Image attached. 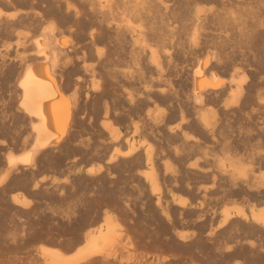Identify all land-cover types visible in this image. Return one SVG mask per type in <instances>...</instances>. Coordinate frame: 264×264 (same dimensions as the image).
Instances as JSON below:
<instances>
[{
  "label": "bare ground",
  "instance_id": "obj_1",
  "mask_svg": "<svg viewBox=\"0 0 264 264\" xmlns=\"http://www.w3.org/2000/svg\"><path fill=\"white\" fill-rule=\"evenodd\" d=\"M246 24L251 28L264 29V0H0V85L8 86L6 97L0 94V208L7 211L0 214V255L19 248L21 241L26 239V229L20 218L30 214L32 202L22 192L13 193L9 200L1 196L15 182H25L30 197L40 196L38 188L43 179L34 181L31 186L30 176L44 158L56 151H64L70 144L82 112L92 118V114L85 113L88 105L94 107L95 118L92 119L99 122V130L107 135L109 142L99 143L96 150L101 165L89 168L86 174L100 184L108 182L112 169H123L132 163L143 167L142 172L136 174L138 180L134 181L143 182L157 195L155 203L160 216H155V220L173 223L177 214L181 216L190 208V203L177 204L175 197L176 200L171 202L166 198L170 193L174 194L181 183L187 182V189L192 190L194 187L189 180L199 176L208 177L212 186L208 185L212 188L198 187V194L207 196L215 188L226 185L259 204L264 202L262 143H259L260 149L248 148L250 136L240 137L230 126H225L226 123L241 122L247 134L255 133L259 138H255L256 143L264 135V94L257 91V83H264V78L258 76L260 72L257 74L252 70L255 69V58L259 55L264 58V46L255 48V44L244 41L241 30L240 38H235L232 35L236 32L230 35V30L226 29ZM235 65H239L236 71ZM231 67L235 72L230 73L229 78H222L220 75ZM70 89L72 92L68 93ZM84 116H81L83 120ZM129 120L134 128L133 136L124 135L119 128V124ZM80 142L82 145L79 144L78 148L81 151L85 143ZM218 147L225 151V157H218L215 153ZM19 149H23V153L15 154ZM194 154H199L200 158L188 163ZM65 182V186L69 184ZM94 185L96 187L97 183ZM116 200L121 199L116 197ZM145 206L149 205L143 203L141 213H135L136 209L131 213L126 209L130 210V206L124 210L120 205L121 210L116 211L118 207L115 210L120 212L118 216L129 221V231L135 234L139 243L146 238L160 240L156 232L151 233L144 228L154 221L145 220ZM256 207L250 208V214L234 209L237 213H233L222 208V226L218 230L211 226L207 235L218 237V232L231 226L235 230V225L245 223L260 229L264 236V207ZM11 211L14 214L7 217ZM101 211L102 214H98L91 223L83 224V227H91L79 233L68 245L70 250L76 248L72 255H63L57 247H47V244L40 247L34 257L0 258V264H113L110 260L113 255L107 248L114 242H120L124 231L118 230L119 218L115 211L114 215L107 209ZM206 216L197 214L201 222L206 220ZM4 219L9 220L10 227L14 228V232L9 231L11 234L7 232ZM144 221L146 225L142 227ZM122 228L127 229L123 225ZM138 258L144 261L147 257ZM166 261L164 257L156 256L154 263L167 264ZM168 264H172L171 261Z\"/></svg>",
  "mask_w": 264,
  "mask_h": 264
},
{
  "label": "rangeland",
  "instance_id": "obj_2",
  "mask_svg": "<svg viewBox=\"0 0 264 264\" xmlns=\"http://www.w3.org/2000/svg\"><path fill=\"white\" fill-rule=\"evenodd\" d=\"M241 26H242V28H241ZM241 26H239V28H241V29H239V28H234L233 29L232 26H229L230 28L226 27V29H228L227 31L230 30L228 32L229 34L231 32L230 35H232V34H234L236 32L235 35H232L235 38H237V37L240 38L241 34L243 33L242 35H244V36L242 38L244 39V41L245 42H248V43L250 42L252 44H255V45H253L255 48H261L262 46H264V29H260V28H257V27H255V28L252 27L251 28V26L248 25V24L241 25ZM245 29H247V30L245 31ZM252 29H254V30H252ZM240 30H241L242 33H240ZM233 31H235V32H233ZM247 31H249V33H247ZM256 31L259 32V33H257ZM248 36H251V37H248ZM263 60H264V58L261 55H259L258 57H256L255 58V63L253 65L254 66L253 68H255V69H252L257 74H258V72H260L258 74V76L261 79L264 78V65H262V64H264ZM237 66L239 68V65H235V67L233 66L235 68V71L238 70ZM257 67H258V69H257ZM234 68H232V67L229 68L228 71H224V73L222 75H220V76L222 78H227V77L229 78L231 76V74H233L235 72L234 71ZM224 74H226V75L224 76ZM262 74H263V76H261ZM3 84L0 85V88H1L0 94L3 97H6L7 90H8L7 89L8 86H5ZM257 84H258L257 85V91H258V93H262L263 92L262 94H264V83L258 82ZM68 91H69L68 93H71L72 92L71 89L68 90ZM85 91H87V89H85ZM85 109H86V111L84 110L85 113L92 114V118L94 119L95 118V117H93V114H94L93 113V109H94V107L88 105V106H86ZM81 116H84V113L83 112L80 114V117H79L80 118V124H82V125H80V124L79 125H76L75 127H77V128H74L73 129L72 139H71V142H69L70 144H68L69 146L67 145L66 148L64 149V151L62 150V152H57L56 151L52 155L48 156L47 159L44 158L46 161L43 159L40 167L37 170H35L32 173V175L30 176V178H29V184L31 183V186L34 183V181L35 182L36 181L39 182L41 178L43 179V183H42V181H40V183H39L40 185H39V188H38L41 191L40 192V196L39 197L38 196L37 197H30V195L28 194V191L29 190H27L28 187H27L26 184H24L25 182L24 183H19V182L12 183L11 189L9 191H7V193H5L4 195L1 196L2 198H4V196H5V199L9 200L10 196L13 193L22 192V194L27 195V197H29L30 201H32V202H31V205H30V208H29L30 214L28 216H25V215L24 216H21V218H20V220L22 222H24V226L23 227H25V229H26L24 239L25 238L26 239L24 240V242L21 241L22 243H20V247L19 248L16 247V248L11 249L10 251H6V253L0 255V258H2V259H8V258H15V257H20V258H22V257L23 258L24 257L26 258V257H29V256L34 257V256L37 255V252H38L39 248L40 247H43V246H45L47 244H48L47 247H53V248L57 247V249H59L63 255H67V254L68 255H72L73 253H75V249L76 248L75 249L73 248L74 250L73 249L70 250L69 247H68V245L70 244L71 241H73L75 239V237H77L78 235L82 234L89 227H91V225L90 226H86L87 228L86 227H83V224L84 223H88V224L91 223L92 220H94V218L98 214H102V211L101 210L104 211L105 209H107V211L112 212L113 215H114V213L116 211H120L121 208L122 209L124 208V210H125V207L126 206H130L129 207L130 210L128 209V207L126 209L128 211H131V213L134 212L135 209H136L135 213H137V212H140L141 213L143 211V209H141V205L143 203H145V204L147 203L150 206V208H149V206L148 207L145 206L144 214L143 215H144V217H146L145 220H147V219L148 220H150V219L152 220L153 219L154 221H153L152 224L149 223L148 226L145 224V221H144V223L142 222L141 225H142V227H144L146 225L144 228L147 229L148 231H151V233L156 232L155 234H157V236L160 237V240L157 241V240H153L152 238H146L147 240L146 239L144 240L145 243L144 242L143 243L137 242L138 239L135 236V234L132 233L131 231H129V225H128L129 224V221H127V220L121 218L120 216H118V215H120V212H118L119 214L116 212L117 214H115V216H117V218H119L121 220L120 221L118 219V224H119L118 225V230L120 231L122 229L124 231V236L122 237L123 239H120V242L119 241H118V243H115L114 242L112 245L108 246V248L110 250L107 248L108 253H111L116 258V259L115 258H112L113 256L110 257V260L112 261L113 264H116V263L117 264H131V263L132 264H140V263L141 264H146L145 261H147V263L150 262L149 264H151V263L155 264L154 263V260H155L156 256H158V257L160 256L161 258L164 257L165 259H167V261H166L167 264H168L169 261H171L172 264H175L176 262H177L176 264H264V251H263L264 250L263 249L264 248V236H263V233L261 232V230L258 229L257 227L255 228L253 225H247L245 223H239V224L235 225V226H237V227H235V230H234V226L233 227L231 226V227H228L226 230L225 229L222 230L223 232L222 231L221 232H218V235H219L218 237L216 235H215L216 237L215 236H210L211 237V239H210V237L207 235L209 228L211 229L213 227L212 229H215L217 227V230H218V227L219 226L220 227L222 226V220H221L222 218H221V215H220L221 214L220 213L221 212L220 210L228 209V210H231V212H233V213L240 212V213L250 214L249 211H251L250 210L251 207L253 208V207H256L257 206L256 208H258V207L259 208H263L264 207V204H263L264 202H261L259 204V202L257 200H254V199H252L251 197H249L248 195H245V194L235 193L233 190H231L226 185L223 186V187L222 186H219V187L215 188V191L212 190V192L209 195H207V196H204L201 193L198 194V192H196V188H198V187L200 189H204L205 187L206 188L208 187L207 189H211L212 188V187L209 186L210 184L212 186V183H211V180L208 177H205L204 178V177L199 176V177H196V178L193 177V178H191L189 180V183L191 185L193 184L191 187H194L192 190L187 189L186 184H185L187 182L181 183L179 185V187L177 189H175L177 192L175 191L174 194L173 193H170V195H168L169 197L167 196V198H166L170 202L171 201H175L177 199V201H175V203H177V204H179L180 202L182 203L184 201L187 202V203L192 204V206L187 209L190 213L186 210L187 213L185 211L183 214H181V216L179 214H177V217H174L173 218V223L171 222L170 224H169V222L168 223L167 222H163V221L161 222L160 219L155 220V218L159 215V213H158L159 211L157 210V205H156L157 198H158L157 195L151 190V188L149 186L145 185L143 182H141V181L135 182L136 180H138L136 178V174L141 173L142 170L144 169L143 167L139 168L140 167L139 165H136L135 163H132L130 165L128 164L126 166H123V167H126V168L121 167L123 169H119V170L118 169H116V170L115 169H112L111 172L108 175V176H110V178L107 179V181H108L107 183H100L99 184V182L93 181L91 179L92 177L90 175H87L89 168H97V167H99V165H101L100 164L101 163V160H99V158L97 156L98 151L96 150L97 148H99V145H100L99 143H101V144H107L109 141H108V137H106L107 135L101 133V131L99 130L100 129L99 122L97 123L92 118H90L88 116H84L85 123H83L84 120L81 118ZM86 119H87V121H86ZM92 121L95 122V123H93ZM92 123L95 126L92 125ZM237 123L239 124V126H238ZM228 124H230V125H228ZM232 124H234V125H232ZM89 125L91 127H93L94 130ZM225 126H230L232 129H234L236 135H240V137H245V136L246 137H249L250 136L251 141L249 143L248 148H253L254 147V149L255 148L260 149V147L261 148L264 147V135L262 136L260 142H257L258 143L257 144L256 141L259 138H257L254 135L255 133H253L251 135L247 134V132L245 131V129H243L244 126L241 124V122L226 123ZM80 127H81V129H80ZM230 127H229V129H230ZM119 128H120V131L124 135H127V134L128 135L130 134L129 136H133L134 135L133 124H132V122L130 120L119 124ZM90 131H91V133H90ZM89 134H91V136ZM94 134H97V135L95 136ZM85 137H87V138H85ZM92 137H93V139H92ZM84 138L86 139V141L87 140L88 141L85 142V139ZM138 138L139 137H137V139ZM255 138H257V139H255ZM83 139H84V141H83ZM89 140H91L92 142H90ZM100 140H102V141H100ZM80 141H82L83 144L85 143L84 145H85V147L87 149L85 147L83 148V146H84L83 145L82 146L83 150L80 151V149L78 148V145L79 144L82 145V143ZM75 142H76V144H75ZM77 142H78V144H77ZM94 142H95V144H94ZM253 142L256 143V144H254ZM259 143H262V144H260L261 146L259 145ZM251 144H253V145H251ZM88 145H89V148H88ZM95 145H97L96 148H95ZM76 146H77V148H76ZM23 151H24L23 149L22 150L19 149V150L15 151V154H22ZM223 151L224 150L221 149V147H218L215 150V153L217 155H219L218 157H220V156L221 157H225L226 156L225 155V151H224V154L222 153ZM56 154H58V155H56ZM199 158H200V155L199 154H196V155L194 154L188 160V163H192V162L198 160ZM49 165H50V167H49ZM66 165L70 169H68V167ZM75 170H77V172ZM136 170H138V171H136ZM262 173H264V172H262ZM69 174H71L70 175L71 177L69 176ZM116 174H117V176H116ZM124 174H126V175L124 176ZM131 175H133V176H131ZM65 177H66V179H65ZM89 177H91V178H89ZM120 177H121V179H120ZM122 178H124L123 179L124 181L122 180ZM44 179H45V181H44ZM89 179L92 180V181H90ZM112 179L114 180V182H113ZM52 180H54V182H55L54 186H52L53 185V181ZM59 180H60V182H59ZM65 180L69 182V184H66V186H65V183H66ZM111 181H112V183H111ZM120 181H121L122 184H120ZM58 182H59V184H58ZM61 182H63V184ZM96 183H97V185L95 187L94 184H96ZM70 184H71V186H70ZM72 184L75 185V186H73ZM126 184H128V185H126ZM138 184H140V185H138ZM43 185H45V186H43ZM111 185H115V186H111ZM131 185H132V187H131ZM200 186L201 187L203 186V187L201 188ZM12 188H13V190H12ZM54 188H56V189H54ZM94 188H95V191H94ZM110 189H112V190L110 191ZM226 189L228 191H225ZM53 190H54V192H53ZM142 190H143V193H142ZM144 190L146 192L149 191L148 193L151 195L152 199H151L150 195L148 193H146ZM99 191H101V192H99ZM220 191H223V195L224 196L222 195V192L220 193ZM91 192H93V194H96V195H93ZM104 193H105L106 196L104 195ZM109 193H111V194L109 195ZM64 194H66V195L64 196ZM218 195H220V196L222 195L221 198H219L220 196H218ZM240 195L241 196L243 195L245 198L243 196L241 197ZM89 196H91V197H89ZM99 196H100V198H102V200L99 198ZM103 196H105V197H103ZM185 196H187V197H185ZM61 197L63 199H61ZM108 197L109 198L111 197L112 200L116 201L115 203L118 206H116L115 203L113 204L114 201H112L111 199L108 200L109 199ZM116 197L118 199H121V200H119V201L116 200ZM138 197L141 198V199H139ZM104 198H106V199H104ZM217 198L220 199V200H218ZM126 199H128V201ZM243 199H245L246 201H244ZM122 200L123 201L125 200V202H123ZM152 200H153V202H151ZM140 201L142 202V204H140L141 203ZM85 202L86 203L89 202L90 205H92V206L94 204V206L93 207L92 206L90 207ZM92 202H93V204H92ZM121 202L122 203H125L126 206H124V204H122ZM254 202H255V204H254ZM101 203L102 204L104 203V204L102 205ZM126 203H128L129 205L126 204ZM112 204H113V206H111ZM251 204H252V206H251ZM114 205H115V207H114ZM120 205H121V208H119ZM206 206L209 207V208H207ZM210 206L212 208H216V209H213L214 210L213 211ZM246 206H248V207H246ZM117 207H118L119 210L117 209ZM87 208L90 209V210L88 211ZM94 208H98V209H94ZM222 208H224V209H222ZM138 209H140V210H138ZM190 209H192V210H190ZM233 209L234 210H237V212L236 211L234 212ZM3 210H4L3 208H0V214L7 212L6 209H5V212H3ZM72 210H74L75 212L72 211ZM91 210H93L94 212L93 211L91 212ZM152 210L157 215L154 212H152ZM192 211H193V213H191ZM218 211H219V213H218ZM150 212H151L152 215H150ZM198 212L200 213V215H201V213L204 214V215L207 214L206 220H202V222H201L200 221L201 218L200 217L197 218V214H198V216H200ZM209 212L211 214L213 212H215V215L212 214L214 217L211 216V214ZM83 213H85V214H83ZM148 213H149L150 217H149ZM13 214H14V211L13 212L11 211V212L7 213L6 215H7V217H11V215H13ZM195 214H196V217H195ZM178 215L180 217H183V218L181 219ZM152 216H153V218H152ZM178 217H179V219H178ZM217 217L219 218V220H218ZM4 218H6V217H4ZM22 218H24V219H22ZM199 218H200V220H199ZM211 218H213V219H211ZM6 219H8V218H6ZM6 219H4V222L7 224V227H8L7 232L8 233L14 232V228L10 227L11 224H10L9 220H6ZM122 219L124 220V222L122 221ZM220 220H221V223H220ZM8 223H9V225H8ZM210 223H211V225H210ZM243 224H245V225H243ZM95 225H97V224H95ZM95 225H93V226H95ZM122 225H123V227L125 226L128 229V231H129L130 234L127 232V229L122 228ZM241 225H242V227H241ZM246 225H247V228L248 229L246 227H244ZM237 228H239V229L236 230ZM253 229H255V231ZM27 232H29V235L26 234ZM224 232H227V233H224ZM180 233L183 234L184 237H183V235H180ZM250 233H251V235H250ZM177 234H178V236H177ZM258 234H259V236H258ZM26 235L29 236V237H27ZM130 235H133V236H130ZM171 236H173V237H171ZM178 237L180 239H178ZM37 238H39V239H37ZM129 238H130V240H129ZM186 239H188V240H186ZM173 240H175V241H173ZM130 242L131 243L133 242V243L131 244ZM176 242H178V243H176ZM116 244H117V246H116ZM118 244L120 246L122 244V246H121L122 248ZM239 244H240V246H239ZM245 244H246V247H245ZM40 245H42V246H40ZM124 245H126V246H124ZM241 245H243V246H241ZM261 245L263 246L262 249H261V247H262ZM111 246H113V248ZM231 246H233V247H231ZM257 247L259 248V250H258ZM29 248H31L32 250L29 249ZM232 248H235V249H232ZM34 249H35V251H34ZM116 249H118V250H116ZM256 250H257V252H256ZM114 251L117 254L116 253L115 254L112 253ZM244 251H246V252L244 253ZM9 252H10V254L8 255ZM233 252H234V254L232 255ZM240 252H241V254H240ZM24 253H25V255H23ZM69 253H71V254H69ZM258 253H260V254H258ZM4 255H6V256H4ZM137 255H139V256H137ZM143 256H146L148 259L146 258L143 261V260H141L142 258L141 259L138 258V257H143ZM117 257H119V258H117ZM135 258H136V260H135ZM137 261H139V262H137ZM97 264H99V263H97Z\"/></svg>",
  "mask_w": 264,
  "mask_h": 264
}]
</instances>
